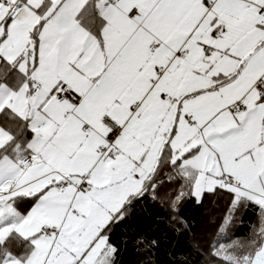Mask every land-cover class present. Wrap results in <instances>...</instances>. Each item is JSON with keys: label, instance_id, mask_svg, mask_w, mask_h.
<instances>
[{"label": "snow or ice", "instance_id": "obj_1", "mask_svg": "<svg viewBox=\"0 0 264 264\" xmlns=\"http://www.w3.org/2000/svg\"><path fill=\"white\" fill-rule=\"evenodd\" d=\"M220 199L255 237L172 264H264V0H0V264H150L149 205Z\"/></svg>", "mask_w": 264, "mask_h": 264}, {"label": "trees", "instance_id": "obj_2", "mask_svg": "<svg viewBox=\"0 0 264 264\" xmlns=\"http://www.w3.org/2000/svg\"><path fill=\"white\" fill-rule=\"evenodd\" d=\"M226 210L227 201L224 199L205 201L203 205L190 201L181 210V216L190 230L177 234L165 222L157 220V215L164 216L165 213L160 208L149 205L147 210L137 217L132 227L136 232L161 241L158 250H154L149 258L150 264H172L175 259L181 258L179 254L187 249L193 239L207 248L212 243H226L230 239L250 240L255 237L260 226L258 209L249 208L237 213L225 232H220ZM177 242L180 247H177ZM174 251L178 255L174 256ZM145 260L143 253L138 252L132 243L122 251V264H145Z\"/></svg>", "mask_w": 264, "mask_h": 264}]
</instances>
